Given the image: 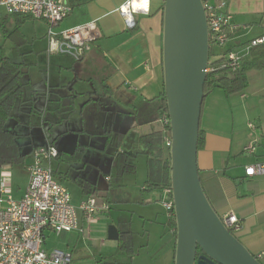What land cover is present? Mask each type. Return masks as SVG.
Listing matches in <instances>:
<instances>
[{
	"label": "crops",
	"instance_id": "0c3cea01",
	"mask_svg": "<svg viewBox=\"0 0 264 264\" xmlns=\"http://www.w3.org/2000/svg\"><path fill=\"white\" fill-rule=\"evenodd\" d=\"M68 1L73 10L56 31L96 20L99 38L78 62L67 54L48 52L47 30L44 37L37 38L45 47V55L40 53L37 59H47L48 68L25 69L37 91V108H45L52 89L68 96L73 111L61 123L41 126L45 144L25 141L28 130L22 132V127L26 126H16L22 151L31 157L2 167L10 170L14 184L24 186L30 179L34 150L51 144L58 156L43 159V164L52 166L58 181L71 192L73 203L97 199L100 209L90 223L79 212L81 230L45 232L44 248L70 252V264H135L145 251L147 256L153 254L154 261L163 257L160 264H175V212L163 205V189L147 184L151 161H165L169 151L168 127L161 120L165 92L162 48L156 44V37L163 33L165 0H151V12L136 15L134 29L126 28L118 11L127 0H75L74 5ZM204 1L225 2L233 23L239 26L229 31L224 47L211 48L210 63L220 66L226 50L241 53L242 64L253 56L262 61L264 44L249 51L247 46L264 33V0ZM39 20L48 27L45 20ZM23 36V41H30ZM261 65L246 71L245 89L227 93L215 88L206 95L197 165L216 212L221 217L229 212L239 217L237 238L264 264V175H246L248 166L264 163V63ZM45 125L50 131L47 134ZM39 128L29 132L40 135ZM251 144L253 152L246 149ZM101 186L105 196L99 194ZM110 224L118 228L119 239L129 242L128 249H120L119 239L108 237Z\"/></svg>",
	"mask_w": 264,
	"mask_h": 264
},
{
	"label": "built area",
	"instance_id": "2783aa9c",
	"mask_svg": "<svg viewBox=\"0 0 264 264\" xmlns=\"http://www.w3.org/2000/svg\"><path fill=\"white\" fill-rule=\"evenodd\" d=\"M143 0H127L118 11L122 15L127 29L137 26L136 15L151 12V0H147L148 11L137 8ZM211 48L224 47L229 40V31L239 26L232 21V15L226 10V3H204ZM0 9L6 14L28 15L48 23L49 53L71 56L80 62L91 50L92 44L100 36L97 21L93 20L73 28L56 31V26L73 10L68 0H0ZM264 44V33L250 40L247 51ZM220 66L209 63L207 72L219 68L238 70L242 65L243 55L234 50L222 54ZM162 122L170 126L168 113L161 116ZM252 126V125H251ZM171 137L167 145L170 147ZM247 151L253 152L254 145ZM35 161L29 166L30 179L24 184H14L10 170L0 169V264H70L72 254L60 248H44L45 232L56 233L81 230L79 212L90 223L99 211L97 199L88 197L78 205L73 203L69 189L55 176L52 166L43 164V159L58 156L57 149L51 145H41L34 150ZM247 176L264 175V163H256L246 168ZM163 205L174 213L172 188L163 189ZM225 226L232 232L241 229V220L229 212L222 217Z\"/></svg>",
	"mask_w": 264,
	"mask_h": 264
},
{
	"label": "water",
	"instance_id": "95a60500",
	"mask_svg": "<svg viewBox=\"0 0 264 264\" xmlns=\"http://www.w3.org/2000/svg\"><path fill=\"white\" fill-rule=\"evenodd\" d=\"M204 0H165L162 48L170 117V180L177 226L175 264H262L223 223L199 175L198 142L211 44ZM108 237L118 240L110 224ZM198 248L202 250L198 252Z\"/></svg>",
	"mask_w": 264,
	"mask_h": 264
},
{
	"label": "trees",
	"instance_id": "16d2710c",
	"mask_svg": "<svg viewBox=\"0 0 264 264\" xmlns=\"http://www.w3.org/2000/svg\"><path fill=\"white\" fill-rule=\"evenodd\" d=\"M71 2L73 4L75 0H71ZM14 17L15 26L13 33L11 34V32L7 31L8 34L10 33L7 36L12 35L17 40L21 39L20 24L33 17L21 14H15ZM262 57L264 58V56ZM262 63H264V59L258 62V58L253 56L251 60L242 64L236 71H232L229 68H219L208 72L204 85L205 94H209L215 88H221L227 93L245 89L248 82L246 71L252 67H260ZM25 68L27 66L23 62L7 56H1L0 58V169L6 164L23 163L27 155L26 152L22 151V144L19 142V136L15 129L16 126L24 125L31 129L41 127L45 123L58 124L66 120L73 111V104L67 99L68 96L59 95L52 89L49 90L45 108H37L35 105L37 91L34 89ZM163 100L164 104L161 110L164 113H168L165 92ZM11 121L14 123L12 129L9 127ZM169 129L170 126H168V131ZM202 144L203 134L200 130L198 149ZM54 176L56 177L55 172ZM147 184L150 188L156 189L171 187L169 151L165 161L157 160L156 163L154 160L151 161ZM82 187L86 186L82 184ZM119 241L121 242L120 249H128V241L121 240V238ZM198 252L201 253L202 250L198 248Z\"/></svg>",
	"mask_w": 264,
	"mask_h": 264
},
{
	"label": "rangeland",
	"instance_id": "374dc122",
	"mask_svg": "<svg viewBox=\"0 0 264 264\" xmlns=\"http://www.w3.org/2000/svg\"><path fill=\"white\" fill-rule=\"evenodd\" d=\"M14 20H15L14 15H8V14H6L4 9H0V58H1V56H7L10 58H13L16 61H20V62L23 61L26 64L27 68H48L47 59H45V61H40L39 59H37V56L39 57L40 53H43L45 55V47L42 46L43 45L42 42H40V44L38 43V41L41 39L37 40V38L38 37L42 38L45 36V33L48 30L47 25L39 19H31V18L27 19L26 21H23L20 24V29H21V37L20 38L21 39L15 40L14 36H12V35L7 36L10 34V33L8 34L7 31L11 32V34L13 33V29L15 26ZM23 34H26L31 42L28 40L23 41L22 39L25 38L23 36ZM33 38H35L34 44L32 43ZM213 49H216V48L213 47ZM12 122L13 121H11V123L9 124V127L11 129L14 127V123H12ZM25 129L28 130L27 136L25 137L26 138L25 141L31 142V140L32 141L34 140L37 142L41 141V143L45 142L44 130H43L44 128H42V127L39 128L40 135L36 134L35 131H34V133L31 134V132H29L30 128H27V127H22V132ZM27 130H25V131H27ZM45 130H46L45 133L47 134V132L49 131L48 125L47 126L45 125ZM169 133H170V129H169ZM20 141H21V137H20ZM30 157H31V154H27L25 156L26 161L29 160ZM56 179L59 180L58 178H56ZM66 184H67V182H66ZM105 189L107 191L108 184H106ZM99 194H101L102 196L103 195L105 196V194H103V187L102 186H101V189L99 191ZM97 197H99V196H97ZM234 234L236 236L237 232H234ZM145 253H146V251L142 252V256H140V258L136 257L137 259L135 260V264H148L149 260L151 261V263H149V264H160V262L162 261L163 257H161L157 261L155 259V261H154V257L151 258L153 256V254H152V256L151 255L147 256ZM165 259L168 262V259L167 258H165Z\"/></svg>",
	"mask_w": 264,
	"mask_h": 264
},
{
	"label": "clouds",
	"instance_id": "9594fccd",
	"mask_svg": "<svg viewBox=\"0 0 264 264\" xmlns=\"http://www.w3.org/2000/svg\"><path fill=\"white\" fill-rule=\"evenodd\" d=\"M137 8H142L145 12L148 11V3L147 0H143L142 3L136 5Z\"/></svg>",
	"mask_w": 264,
	"mask_h": 264
}]
</instances>
